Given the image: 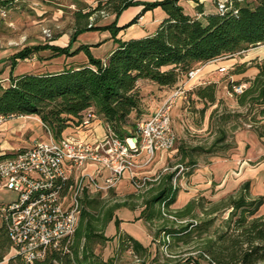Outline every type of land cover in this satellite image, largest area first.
<instances>
[{"label": "trees", "instance_id": "1", "mask_svg": "<svg viewBox=\"0 0 264 264\" xmlns=\"http://www.w3.org/2000/svg\"><path fill=\"white\" fill-rule=\"evenodd\" d=\"M181 0H106L103 6L116 17L129 5L144 4L143 8L123 27L136 23L146 11L160 7L164 17L154 31L141 37L115 39L113 49L101 59L92 56L89 45L80 44L72 49L76 35L83 30L110 28L113 24L97 26L87 22L92 11L75 12L76 25L67 45L44 42L25 47L14 55L23 59L34 52L49 49L53 55L70 56L83 51L87 63L70 65L55 72L25 73L9 76L6 86L0 85V115L37 116L45 130L56 140L62 138L69 126L79 127L87 110L109 125L121 138L137 131L139 120L147 113L145 99L156 97L155 92H145L141 81L157 90L169 91L186 77L191 69L219 58L231 57L250 47L264 44V0H224L223 10L202 14L197 18L187 14ZM196 1V0H194ZM10 0H0V9H6ZM197 9L202 13L201 5ZM84 19V23L79 22ZM246 63L236 64L231 74L246 70ZM257 72L245 80L248 85L235 97L239 106L264 103V60L255 64ZM234 84H230L232 89ZM217 83L198 85L191 91L205 103L216 102ZM152 114V113H151ZM257 115L264 118V106ZM255 116L253 117V119ZM146 119V118H145ZM249 127L252 124H248ZM264 141V131L255 130ZM224 132L216 138L207 151H212ZM11 153L0 154V160ZM191 173V170L186 172ZM175 172H166L154 182L148 178H135L136 195L141 199L138 218L149 233L150 242L156 243L153 253L128 233L122 231L114 212L134 204L120 199L101 198L100 192L84 190L79 198L80 214L76 229L69 237L49 246L41 259L26 262L13 248L9 235L0 224V262L5 264H114V258L102 260L94 254V247L109 240L105 229L110 221L115 223L116 253L130 250L140 264H200L203 258L209 264H264V214L258 210L264 204L262 196L252 197L250 182L240 184L235 194L222 197L209 208H201L202 216L195 212L200 204L195 199L173 209L178 187L173 185ZM152 184L148 188V185ZM112 189H109L111 192ZM227 210L221 226L211 229L218 212ZM150 232V231H149ZM191 247L196 254L185 252ZM184 248V249H183ZM11 253V255H9Z\"/></svg>", "mask_w": 264, "mask_h": 264}, {"label": "rangeland", "instance_id": "2", "mask_svg": "<svg viewBox=\"0 0 264 264\" xmlns=\"http://www.w3.org/2000/svg\"><path fill=\"white\" fill-rule=\"evenodd\" d=\"M33 1L34 0H31V2H29V0L17 1L18 4L20 3L24 6L22 9L24 12L23 15L16 16L18 23H20L21 25L17 26L18 24L16 25L15 23H13L11 26L12 38L10 39V41L12 46L19 47L22 46L24 43H32L36 40L41 42L56 41L54 42V45L59 46L67 45L70 40V33L76 25L77 18L75 17V12L77 11H92L91 15L87 18L88 23H92L93 25L97 26L110 25L114 23L113 29H115V31L111 30L110 28L83 30L82 32L78 33V35H76L75 41H73L71 47H76L80 43L85 44L88 43V41H92L91 39L95 38H91L90 36L96 34L95 36L100 37L97 39V41H101V43L97 46H89V49H91L93 54L97 56L101 55V53L102 55L103 53H106L110 49L112 43H114L113 41L115 39L120 38L124 40L132 37H139L137 36V34L139 35V33H134L137 27H132L133 24L127 27H123V25L128 23L136 15L143 8L144 4L129 5L122 9L116 17L113 13L109 12L104 6L99 10H95L99 3L104 5L106 0H53V4L43 0V4L53 6L52 10L43 11L42 13L37 14L31 8L33 6ZM156 8L163 12L160 7H155L153 9ZM151 10H146L145 12ZM6 16L7 15L5 14L0 18L7 19L8 21L10 14L8 17ZM11 17L12 19H14V16ZM79 22L84 23V19L81 18ZM44 30H46L47 32L45 33ZM1 42L2 41H0V43ZM74 43L76 44L73 46ZM59 56L61 57L56 59L55 62L52 61L53 63H48L51 69L55 70L61 67V65H63L64 62L62 58L65 55ZM35 57L36 58L33 59V61L38 59L36 55ZM239 58H242V60H247L244 61L247 64L246 70L240 74H231L232 70L236 68L235 65L238 64L237 62ZM262 60H264V44L250 47L239 54H235L230 58L224 59L220 63L229 65L232 62H237L232 66H228L226 71L224 72H214L212 75L203 79L201 84H198L205 85L211 81L217 83L215 103L209 104L198 99L194 94L191 93L193 88L198 85H193L187 90L186 99L182 101V105L171 111V125L176 136L175 144L172 149L166 151V156L164 157L162 163L155 167L153 175H150L148 177L143 176L140 178H148L151 180L150 182L153 183L154 180H156L160 174L172 171L175 172V186L178 187L179 191L177 193L175 202L171 205L173 209H177V207L182 204V201H186L183 200L181 196L183 195V192H187L193 185L196 184L195 182L193 183L191 179V176L195 174L196 170L202 168H204L205 170L207 167H209V165L213 163L214 160L217 161L219 159H222L223 157L227 158L231 155V152L235 151L236 134L238 132L251 131L257 135L255 130L264 131V118H261L259 115H257L258 108L264 106V103H253L246 104L244 106H239L235 97L229 96L227 93L230 84H234L235 82H239L236 85L244 84L246 87L248 83H246L245 80L250 76H254L252 74L255 72V70H257L255 64L261 63ZM186 80L188 79L184 77L182 80L179 81V83H185ZM143 82L144 84L149 83L146 81H142L139 83V85L142 86L143 91H152L155 93L159 91L156 88H149V86L144 85ZM165 94L167 95V92H164L162 95L153 97V99H155L156 102H159L164 96H166ZM148 98L144 101L145 104L148 106L147 113L141 118H139V120L149 117L150 114L154 111V108H149V105L147 104ZM149 102L153 103V101L151 100ZM254 116L255 118L253 119ZM250 123L252 124L251 127L248 126V124ZM222 131L224 132V139L222 141H219L212 151H207L211 143L221 135ZM42 132L43 138L45 136L48 137V134L43 126ZM26 133L27 131L23 132V134H21L20 136L13 135L9 139H7V142L1 141V143L4 144V147H2V149L0 148V152H11L6 149L8 148L6 146L8 142L10 144L18 143L19 145L23 146L22 140L28 138V133ZM261 143L262 145H264V141H262ZM260 161H264V156L258 158L256 161L248 163L250 166H254ZM237 168L239 169V164H237L236 162L231 164V169L236 170ZM188 170H191L190 174L186 173ZM224 170L225 168L221 169L219 173L221 181L224 180V176L228 171ZM202 180L203 178H201V181ZM217 181L218 179H215L210 182V193H206V195L202 194L205 191L204 189L195 191L192 199H195L197 203L200 204V208L196 209L195 211L198 216L203 215L201 212V208H209L212 203H216L220 200L211 199L214 195L215 186L219 184L217 183ZM131 185L128 183L119 185L118 183L112 188H108L104 191H101V198H109L111 201H116L120 199L126 200L130 204H134L135 209L130 210L126 207H121L119 209L125 208L135 213H140L141 199L139 197H136V195L144 193L145 190L138 191L136 190V187L134 185ZM150 186H152V184L148 185V188ZM239 186L240 184L238 185L237 189L239 188ZM109 189H112V191L109 192ZM237 189H235L233 192H229L224 197L231 193L235 194ZM254 191H261L260 196L264 198V177H261L260 181L255 183ZM12 198H14L12 192L0 187V202H6L8 200H11ZM260 212L264 213V204L260 206ZM132 216L134 220L139 219L138 217L136 218L135 215H131V217ZM216 216L217 218L211 229H217L219 226H221V220L227 216V210L218 212ZM116 219L119 223L120 220L117 216ZM141 222L143 229L145 230V234H147L149 238L148 245L150 246L151 252L153 253L156 243L150 242L151 237L149 233H152L154 231V227H151V229H147L146 225L143 223L142 220ZM112 224H114L115 226L114 222ZM111 226L112 225L110 224L107 225L104 233L106 236L109 237V240L102 245H96L93 250L94 254L99 256V258H101L102 260L114 258V264H140V262L133 256L130 250L122 251L121 253H116V234L112 235V233H110ZM137 236L139 237V235ZM191 250H193L191 247H187L184 249L185 252H190ZM191 252V254H196L195 251ZM9 255H11V253ZM7 258L8 257H6L5 260L0 262V264H5L7 262ZM200 264L209 263L203 258H201Z\"/></svg>", "mask_w": 264, "mask_h": 264}, {"label": "built area", "instance_id": "3", "mask_svg": "<svg viewBox=\"0 0 264 264\" xmlns=\"http://www.w3.org/2000/svg\"><path fill=\"white\" fill-rule=\"evenodd\" d=\"M223 9L224 4L219 2L217 10ZM4 15L5 9L1 8L0 16ZM33 59L34 56L23 58ZM197 71L198 68L189 70L186 79L193 78ZM244 88V84L234 85L227 93L236 96ZM186 92L184 83H179L129 137L121 138L107 124L103 136L95 141L63 137L56 140L46 129L48 137L17 148L0 160V187L14 194L10 201L0 203V224L5 227L14 251L31 262L43 258L49 246L72 235L84 190L101 192L112 188L125 172L130 173L135 186L136 158L145 156L148 163L158 151L173 148L176 136L170 113L178 99H186ZM13 117L0 115V125ZM94 119L95 114L87 110L79 127ZM86 165L97 167L99 173L83 171Z\"/></svg>", "mask_w": 264, "mask_h": 264}, {"label": "crops", "instance_id": "4", "mask_svg": "<svg viewBox=\"0 0 264 264\" xmlns=\"http://www.w3.org/2000/svg\"><path fill=\"white\" fill-rule=\"evenodd\" d=\"M17 1L18 0H10L8 7L5 9V14L7 15L6 17H8L10 14L8 21L7 19L0 18V41H2L0 43V85L1 86H6L9 83L10 74L20 75V74H25V73L35 74V73H44V72H55V71H59L63 69L64 67H68L70 65L76 66L78 64L87 63V56L85 55L83 51H79L78 53L72 56H64V57L62 56L63 57L62 59L64 62L63 65H61V67H59L58 69H55V70L51 69L48 63L55 62L56 59L60 58L61 56H54L49 49H46V50H40V51L34 52L31 55H29V56H34V57L36 55L38 58L37 60L26 61V60L17 58L15 59L14 65H12V60L14 59V55L18 51L22 50L25 47L41 45L44 43V42L36 40L32 43H24L22 46H19V47H15L11 45V41H10V39L12 38L11 37V34H12L11 26L13 23H15L16 25L18 24L17 26L21 25L20 23H18L16 16H21L23 15V12H24L22 10L24 6L21 5L20 3L18 4ZM42 1L43 0H34L32 2L33 6L31 8L36 14L42 13L43 11L52 10V7H53L52 5L43 4ZM44 1L50 2L52 4L54 3L53 0H44ZM215 1H224V0H196V1L181 0L180 3L183 6L184 11L187 14L197 17V18H201L202 14L215 13L217 11L216 6H215ZM29 2H31V0H29ZM198 3L201 5L202 13L197 9ZM11 16H14V19H12ZM163 17H164V13L161 12L158 8L143 13L137 19L136 23L132 25V27H137L134 33L136 34L139 33V35L137 34V36L139 37L152 33L154 29L156 28L157 24L159 23V21ZM95 35L90 36L91 38H95V39H91L92 41H88V43H85V44L89 46L99 45L101 41H97V39L100 37H97ZM54 42H49V44H54ZM75 44L76 43H74L73 46ZM80 44H83V43H80ZM79 45H77L76 47H78ZM114 46H115L114 43H112L110 49L106 53H103V55L101 53V55H97V56L93 54L91 49L89 50L92 56H94L95 58L103 59L108 55V53L113 49ZM76 47H72V49ZM227 58H230V57L219 58V59L212 60V61H209L201 65L198 68L196 75L193 78L185 81L184 87L188 90L193 85L201 84L203 79L212 75L214 72L216 71L218 73L224 72L226 71L228 66H232L233 64L237 62V61L232 62L229 65L220 63L221 61ZM241 61L244 62L247 60H242V58H239L237 63H242ZM219 68H224V71H219ZM256 72L257 70H255V72L252 75H254ZM249 78H251V76ZM144 85L149 86V88H155V86L152 85L151 83H146ZM170 91L159 90L155 94L156 96H159V95H162L164 92L165 93L167 92V95H168ZM166 96H164L159 102H156L155 99H153L152 97H149L147 100L148 101L147 104L149 105V108H154L155 110V108L163 101V99ZM150 100L153 101V103L149 102ZM183 100L185 99H178L175 105L172 107L171 111L181 106ZM42 126H43L42 122L37 116H15L13 118H8L0 125V143L1 141L7 142V139H9L13 135L20 136L21 134H23V132L27 131L28 134L27 133L26 134L28 138L25 140H22L23 146L19 145L18 143H13V144H10L9 142L7 143L6 146L8 148L6 149L8 151H11L10 153L12 155L17 148L29 146L35 140L46 138L45 135H44L45 137L43 138ZM103 133H104V123L101 119L96 118L92 122H90L89 125L84 126V127L69 126L63 131L62 137L68 138L71 140L81 139V140H86V141H95L101 138L103 136ZM261 142L262 141L257 137V135L251 131L238 132L236 134L235 151L231 152L230 156H228L227 158L223 157L222 159H219L217 161L214 160L213 163L209 165V167H207L205 170L204 168L198 169L196 170L195 174L191 176L192 182L193 183L195 182L196 184L193 185L190 188V190H188L187 192H183L184 196L182 195L181 198L186 201L184 202L182 201V204L179 205L177 209L181 208L190 199H192L196 190L204 189L205 191L202 193L204 195H206V193H210V188H209L210 182L215 179L216 180L218 179L217 183L219 184L215 186L214 195H213V198L211 199H221L229 192H233L235 189H237L239 184L245 181L250 182L251 195L260 196L261 191H258V192L254 191V188H255V183L259 182L261 177H264V161H260L256 163L254 166H250L248 162L256 161L258 158L264 156V145H262ZM3 145L4 144L2 143L0 144L1 149L2 147H4ZM166 151L167 150L158 151L155 154L154 158L148 163H145L146 162L145 156L137 157L135 160V167L133 169V174L139 178L143 176L148 177L150 175H153L155 167L157 165H160L164 157L166 156ZM235 162L239 164V169L237 168L238 170L231 169V164ZM224 168H225L224 171L226 170L228 171L226 172L224 176V180L221 181L219 173H220V170ZM83 171L92 173L94 175L99 173L98 168L93 165H86L83 168ZM201 178H203L204 181L203 180L201 181ZM118 183L119 185L125 184V183H128L131 185L132 182L130 178V173L125 172L122 178L118 181ZM257 213L264 214L260 212V208ZM114 214H115V217L117 216L118 219L120 220L119 227L122 231L131 235L133 238L138 240L144 246L148 245L149 238L147 234H145V230L143 229L141 220L140 219L134 220L133 216L131 217V215H135V217L137 218L139 215V212L135 213L133 211L123 208V209H117L114 212ZM112 223L113 221H110L108 225L109 224L112 225L110 233L114 235L115 226ZM106 233H109V232H106ZM137 235H139V237Z\"/></svg>", "mask_w": 264, "mask_h": 264}]
</instances>
